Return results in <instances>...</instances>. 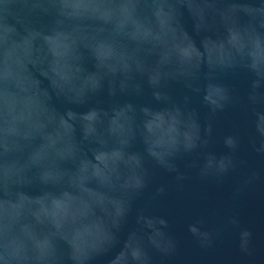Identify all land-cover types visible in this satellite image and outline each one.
Returning <instances> with one entry per match:
<instances>
[{
  "label": "water",
  "instance_id": "obj_1",
  "mask_svg": "<svg viewBox=\"0 0 264 264\" xmlns=\"http://www.w3.org/2000/svg\"><path fill=\"white\" fill-rule=\"evenodd\" d=\"M0 264H264V0H0Z\"/></svg>",
  "mask_w": 264,
  "mask_h": 264
}]
</instances>
